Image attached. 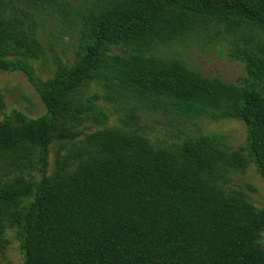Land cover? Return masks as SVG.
Listing matches in <instances>:
<instances>
[{
  "label": "trees",
  "instance_id": "trees-1",
  "mask_svg": "<svg viewBox=\"0 0 264 264\" xmlns=\"http://www.w3.org/2000/svg\"><path fill=\"white\" fill-rule=\"evenodd\" d=\"M42 11L78 35L46 78ZM221 37L245 64L240 83L162 54ZM0 70L22 72L46 106L0 120L1 256L15 239L24 264H264V207L230 187L249 164L264 178V0H0ZM108 104L119 125H106ZM149 112L242 120L247 144L154 141Z\"/></svg>",
  "mask_w": 264,
  "mask_h": 264
},
{
  "label": "rangeland",
  "instance_id": "rangeland-1",
  "mask_svg": "<svg viewBox=\"0 0 264 264\" xmlns=\"http://www.w3.org/2000/svg\"><path fill=\"white\" fill-rule=\"evenodd\" d=\"M39 19V35L44 44L45 54L35 61V65L37 72L46 78L53 74L57 57L67 62L74 59L78 35L75 26L58 13L42 11ZM232 48L231 37L214 40L202 38L192 41L189 45L167 47L162 50V54H173L183 58L190 68L203 75L240 83L247 76V71L244 63L230 56ZM114 51L119 52L117 48H114ZM0 91L5 102L4 110H0V120L14 109L32 117H38L46 111L42 98L22 72L0 70ZM90 92H93L92 89ZM106 109L109 113V121L106 125H119L120 117L125 115V112L121 109L116 110L113 104H108ZM140 124L154 141H179L189 135L216 132L225 134L231 148L238 149L247 144V125L238 119L212 120L206 117L185 119L149 112L142 115ZM103 126V124H91L90 130ZM55 155L56 146L53 145L50 155L51 164ZM230 187L242 190L256 206L264 207V178L254 164H249L244 172L234 173ZM262 242L264 244V232ZM0 260L3 264H24V257L17 240H13L4 256L0 255Z\"/></svg>",
  "mask_w": 264,
  "mask_h": 264
}]
</instances>
